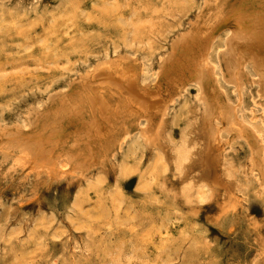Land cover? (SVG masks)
Instances as JSON below:
<instances>
[{"label": "rangeland", "instance_id": "obj_1", "mask_svg": "<svg viewBox=\"0 0 264 264\" xmlns=\"http://www.w3.org/2000/svg\"><path fill=\"white\" fill-rule=\"evenodd\" d=\"M203 5L0 0V264H264V176L252 169L244 141L226 131L219 135L220 155L204 169L199 155L207 137L194 87L164 116L158 151L136 136L119 146L112 134L109 150L95 146L83 155L85 147L64 173L49 176L21 162L1 139L16 128L30 132L34 112L78 90L84 75L119 56L139 69L142 87L166 101L160 65L171 43L206 11ZM225 39L221 33L209 54L215 93L221 104L237 105L238 121L264 147V85L250 69L246 81L254 84L240 95L225 82L218 56ZM74 125L60 137L67 148ZM103 130L108 135L111 128Z\"/></svg>", "mask_w": 264, "mask_h": 264}, {"label": "bare ground", "instance_id": "obj_2", "mask_svg": "<svg viewBox=\"0 0 264 264\" xmlns=\"http://www.w3.org/2000/svg\"><path fill=\"white\" fill-rule=\"evenodd\" d=\"M203 6L206 11L202 9L201 14L190 22V29L171 43L170 50L160 65L157 75L167 80L166 101L159 91L154 97L146 86L142 87L139 69L128 64L130 59L127 57L119 56L115 60L109 59L96 65V73L91 72L80 79L78 90L60 94L59 97L56 95L57 98L51 100L54 105L44 112H34V117L30 118L34 128L30 132L18 128L9 130L1 135L2 141L7 148L19 152L21 162L29 164L32 170L49 176L64 173L65 168L75 161L77 151H83L85 147L87 149L83 155L92 151L95 146L96 150H109L113 145H107L105 141H111L112 134L117 135L113 142L119 139V146L136 136L145 147L158 151L159 128L164 116L188 87H194L203 113L201 132L207 137L199 155L204 159V169L207 171L209 166L214 165L211 157H218L221 151L219 135L226 131L244 141L250 150L252 169L264 176V147L255 131L238 121L237 105L233 107L226 102L221 104L219 93H215V67L209 60L215 40L226 32L224 49L218 53L225 82L235 86L240 95L242 87L249 82L246 81L249 75L246 76L245 71L250 69L258 77L254 80L255 83L260 88L264 85V0H204ZM171 71H174L172 76ZM249 83L254 84L251 81ZM211 88L214 92L209 91ZM171 96L175 97L172 99ZM240 101L239 99L238 102ZM71 124H75L70 128L73 130L70 138L74 140L67 148V142L61 143L60 137L67 133L65 126ZM107 124L108 126H104ZM138 126L142 128L138 129ZM105 127L111 128L108 135L103 130ZM130 129L139 130V134H133ZM228 140L232 141L234 138ZM210 151L214 153L211 155ZM89 158L91 157L87 159Z\"/></svg>", "mask_w": 264, "mask_h": 264}]
</instances>
